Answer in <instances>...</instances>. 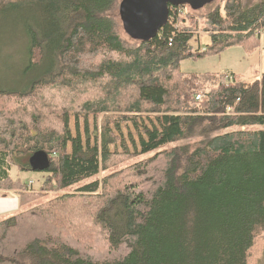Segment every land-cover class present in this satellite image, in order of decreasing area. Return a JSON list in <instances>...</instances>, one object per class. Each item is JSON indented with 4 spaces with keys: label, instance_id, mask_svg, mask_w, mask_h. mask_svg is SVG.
<instances>
[{
    "label": "trees",
    "instance_id": "16d2710c",
    "mask_svg": "<svg viewBox=\"0 0 264 264\" xmlns=\"http://www.w3.org/2000/svg\"><path fill=\"white\" fill-rule=\"evenodd\" d=\"M29 6L41 18L28 26V68L51 70L0 91V190L20 208L0 220V264H248L264 233V73L225 83L180 63L257 48L264 0L188 7L187 25L170 18L137 46L119 33V0ZM38 153L49 167L33 190L11 171L39 173L21 164Z\"/></svg>",
    "mask_w": 264,
    "mask_h": 264
},
{
    "label": "rangeland",
    "instance_id": "374dc122",
    "mask_svg": "<svg viewBox=\"0 0 264 264\" xmlns=\"http://www.w3.org/2000/svg\"><path fill=\"white\" fill-rule=\"evenodd\" d=\"M123 0H119L121 4ZM234 0H216L210 5L205 6L196 13L204 15L214 11L217 7L223 9L226 5L232 4ZM260 0H243V2L251 7ZM186 11L190 9L185 7ZM119 24V33L122 39L125 40L127 46H137L138 39L125 27L122 19L119 16L118 9L113 14ZM41 18L40 13L34 7L29 6V0H3L0 2V91L23 92L32 82L50 72V67L47 63H42L40 66L29 69L30 64V45L31 36L28 32V26L35 19ZM43 21V19H42ZM184 25H187L185 22ZM184 25L181 24L180 28ZM30 27V26H29ZM257 40V48L248 49L245 45L233 46L225 51L216 54L208 55L201 58H187L181 61L180 70L185 74L206 75V74H230L237 75L239 80L253 82L261 78L264 73V34L260 35ZM87 41L88 37H84ZM210 37L199 31L198 35L192 41L195 49L205 50L210 43ZM256 44V45H257ZM92 54L86 52L82 57V62L88 64L92 60ZM114 83V82H111ZM225 81V80H224ZM126 92H122L125 96ZM189 140V141H188ZM183 141L184 143L198 140L192 138ZM31 157L25 156L21 159L22 165H29ZM11 176L14 179L20 178L27 187L31 185V189L38 190L42 186L46 175L44 173L20 172L17 168H13ZM78 188L74 187L71 191ZM62 193V192H60ZM0 190V203L9 201L10 206H0V220L13 216L20 212L19 196L14 192L7 195ZM59 193L48 195L37 204L47 201ZM18 203V207H17ZM9 207V208H8ZM15 209V210H11ZM248 264H264V233L256 239V243L251 249V255Z\"/></svg>",
    "mask_w": 264,
    "mask_h": 264
},
{
    "label": "water",
    "instance_id": "95a60500",
    "mask_svg": "<svg viewBox=\"0 0 264 264\" xmlns=\"http://www.w3.org/2000/svg\"><path fill=\"white\" fill-rule=\"evenodd\" d=\"M216 0H123L120 4L124 27L135 37L148 40L158 34L168 23L170 7L187 6L200 10ZM36 171H45L49 160L45 153H38L30 160Z\"/></svg>",
    "mask_w": 264,
    "mask_h": 264
},
{
    "label": "built area",
    "instance_id": "2783aa9c",
    "mask_svg": "<svg viewBox=\"0 0 264 264\" xmlns=\"http://www.w3.org/2000/svg\"><path fill=\"white\" fill-rule=\"evenodd\" d=\"M187 6H180V7H171V12L169 14V20L172 19L171 22L174 25L175 29H180L182 24V19H186L188 16V12L186 11ZM188 8V7H187ZM169 22V21H168ZM264 34V28L259 31L258 36ZM225 83H234L235 79L232 75H228L225 77ZM202 99L201 95L197 96V100ZM31 187V185H29Z\"/></svg>",
    "mask_w": 264,
    "mask_h": 264
},
{
    "label": "crops",
    "instance_id": "0c3cea01",
    "mask_svg": "<svg viewBox=\"0 0 264 264\" xmlns=\"http://www.w3.org/2000/svg\"><path fill=\"white\" fill-rule=\"evenodd\" d=\"M233 74V73H232ZM17 199H13V200H8V201H11V202H13V201H16ZM2 205H4V201L2 202V203H0V206H2ZM11 205V204H10ZM17 207H18V203H17ZM11 210H15V209H11ZM2 214H4V213H1L0 212V215H2Z\"/></svg>",
    "mask_w": 264,
    "mask_h": 264
},
{
    "label": "bare ground",
    "instance_id": "6f19581e",
    "mask_svg": "<svg viewBox=\"0 0 264 264\" xmlns=\"http://www.w3.org/2000/svg\"><path fill=\"white\" fill-rule=\"evenodd\" d=\"M4 205L6 206V205H8V206H10V202L9 201H4ZM9 208V207H8Z\"/></svg>",
    "mask_w": 264,
    "mask_h": 264
}]
</instances>
